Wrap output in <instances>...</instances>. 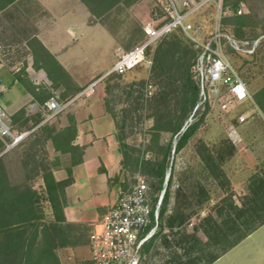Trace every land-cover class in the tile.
Wrapping results in <instances>:
<instances>
[{
  "label": "rangeland",
  "instance_id": "obj_1",
  "mask_svg": "<svg viewBox=\"0 0 264 264\" xmlns=\"http://www.w3.org/2000/svg\"><path fill=\"white\" fill-rule=\"evenodd\" d=\"M220 1L209 0L192 14V23L202 25V36H209L214 28ZM241 1L246 4V11L243 14H252L253 19L261 24V20L264 19V0H223L226 11L222 18L223 27L238 40H248L250 44H255V48H258L264 41V34L255 39L252 38V29L247 30L244 38H238L234 34L232 17L236 13V5ZM155 11L160 13L157 0H135L131 4L123 2L99 18L93 17L90 12L89 26L82 30L84 34H80L74 41L69 34L61 33L62 39L69 43L66 55L74 57V64L79 65L76 71H79L81 76L96 70L98 74L90 82L79 87L74 97L67 92L41 89L43 90L39 95L41 101L47 99L48 97H44L49 94V98L55 96L59 101L69 102V104L63 112L50 120L44 119L40 124L46 123L49 126L60 127L69 119L71 109L81 96L89 98V94L97 95V91L103 86L106 92L104 97L106 108L116 119L120 146L125 144L124 150L127 153L124 157L123 190L130 189L139 175L144 176L150 187V203L152 204L161 191L168 186L167 173L163 188H158L156 178L144 173L140 163L145 159L156 158L157 155L162 157L160 153L162 147L172 142L167 168V172L173 177L169 189L170 206L177 201L178 190H181L180 205L186 207L188 212H194L188 222V228L191 230L199 226L202 218L213 211L214 206L230 192L235 193L236 202H240L244 190L245 194L248 192L249 179L255 172L247 178L245 183H242V180L248 174L249 165L258 166V160L264 154V150L258 148V142L261 139L264 140V121L260 117L251 115L254 106H257L253 93L264 84V72L258 73V69L253 66L251 61L253 53H246L225 45L223 52L231 60L240 76L247 81L252 100L237 105L232 113L225 114L220 111L215 102L205 107L202 105L196 110L199 103L198 96L197 102L183 124L184 126L190 119L192 123L198 121L197 130L184 147L175 151L180 131L176 133L165 129L159 131L156 126H168L170 117L174 122L177 120V116L182 111L184 95L179 81L168 89L165 86L167 77L154 72V57L158 44L149 50L146 60L134 70L124 75L110 73L118 57L144 39V24L154 16ZM52 23L48 10L40 0H17L9 7L0 9V68L3 72L18 74L21 78H25L28 61L34 64L36 55L32 38L37 37V34L50 27ZM259 29L261 25L258 26ZM56 30L63 31L61 24L56 26ZM169 38L180 41V54H187V59L190 64L192 63L191 72L196 81L194 64L198 49L189 34L178 29L170 34ZM80 55L83 59L82 57L77 59ZM48 63L52 65L49 61ZM10 81L8 79L5 82L8 88L12 87L10 91L0 85V105L13 118L11 120L13 132L18 134L19 130L29 129L32 126L36 129L40 125H36L37 110L29 108L27 113L13 117L24 105L16 102L13 93L17 87L12 86ZM165 90L170 92L166 104H161L158 100ZM239 115H246L247 120L241 122ZM229 123L237 125L245 139L247 150L240 149L229 139L226 132ZM35 133L36 135L24 137L17 145L11 147L12 149L9 148L10 150L7 149V145L11 143V138L0 136V157H3L9 175L15 180L22 179L28 174L23 166V159L28 157L27 151H30L32 145V150L37 153V159L45 158L49 167L58 169L69 165L67 154L53 151L52 141L45 140L41 131L38 133L36 130ZM156 137H158L157 140ZM231 145L234 146V150ZM206 148L212 149L214 154V160L210 159L209 163L205 159L208 157ZM219 148H223V157H220L217 152ZM29 174L33 176L31 182L41 190L44 186L42 177ZM234 182L241 185L236 188ZM194 185L199 194L197 198L203 200L201 207L197 205L196 199L190 204L187 197L184 198V195L191 193ZM47 215L48 217L51 215L49 207H47ZM200 234L204 240L207 239L202 232ZM160 240V238L155 240V244L149 251L141 252L138 264H165L168 252L162 247ZM233 263L230 257H225L216 264ZM90 264H94L93 261H90Z\"/></svg>",
  "mask_w": 264,
  "mask_h": 264
},
{
  "label": "trees",
  "instance_id": "obj_2",
  "mask_svg": "<svg viewBox=\"0 0 264 264\" xmlns=\"http://www.w3.org/2000/svg\"><path fill=\"white\" fill-rule=\"evenodd\" d=\"M15 1L17 0H0V9L9 7ZM81 1L87 6L93 17L99 18L115 6L123 2L131 4L135 0ZM232 24L234 34L238 38H244L248 29H252V38L254 39L264 34V19L259 24L253 19L252 14L235 13L232 17ZM259 25H261L260 31L258 30ZM175 31L157 43L154 57V72L167 77L168 80H165L166 88L169 89L178 81L182 86L184 102L181 114L177 116L175 122L170 117L167 122L168 126H156L159 131L165 129L173 133L181 130L199 96V86L191 72L192 63L190 64L187 59V54H180V41L169 38V35ZM32 44L36 50L34 66L39 67L41 60L37 49L41 48L45 52H49L36 36L32 38ZM49 56L54 58L50 53ZM252 57L251 61L253 66L258 69V73L264 72V41L260 47L255 48ZM19 78L18 74L3 72V69L0 68V84L6 85L5 82L10 79L12 86L17 85ZM32 91L35 92L34 89ZM169 92V90H165L164 94H160L158 102L166 104ZM47 97L49 98V94L44 98ZM253 99L255 104L264 112V84L255 90ZM43 102L44 100L41 101V104ZM160 103L158 105L161 107ZM23 113H27L25 106L17 111L13 117L16 118ZM36 115L38 117L37 125L45 119V113L40 110L36 112ZM161 116L163 117L162 114ZM160 119L162 118L160 117ZM11 120H13L12 117ZM198 124L196 121L187 127L178 138L175 151L187 144L196 132ZM33 127L19 130L18 133L30 131L28 137L36 135V130L38 133L41 131L45 140L49 139L53 142L55 152L64 155L71 153V163L66 166L68 177L62 180L56 179L55 169L48 166L45 158L37 159V153L32 150L33 145L30 151H27L28 157L23 159V166L28 174L22 179L11 178L3 157H0V264H62L58 250L75 242L74 236L77 226L67 221L64 206L66 204V187L73 182L72 165L75 163V156L78 152L76 147L71 144L77 133L76 119L70 115L69 125L60 129L46 123L40 124L36 129ZM155 139L157 140L158 137ZM124 147L125 144H121V150L125 157L127 153H125ZM231 148L232 150L235 149L233 145ZM206 150L208 157L205 156V159L209 163L210 159L213 158L214 160V154H212V149L206 148ZM171 151L172 142H169L162 147L160 152L162 157L157 155L156 158L145 159L140 163L144 173L156 178L158 188H163ZM217 152L220 157H223V148H219ZM29 173L42 177L44 186L41 190L37 189L31 182L33 176ZM172 180L173 177L170 176L159 211L158 230L144 243L141 250V252L149 251L155 244V240L160 238L162 247L168 252L165 264H212L264 224V165L251 175L248 192L242 196L240 202H236L235 193L230 192L214 206L213 211L202 218L199 226H195L191 230L188 228V222L194 212H188L186 207L180 205L181 190H178L177 201L170 206L169 189ZM195 185L191 193L184 195V198L187 197L190 204L196 199L197 205L201 207L203 200L197 198L199 194L196 186L198 185ZM156 200L155 198L152 203L153 206H155ZM45 203H48V206ZM47 207L51 209L50 217L47 215ZM200 232L206 235V240L202 238Z\"/></svg>",
  "mask_w": 264,
  "mask_h": 264
},
{
  "label": "crops",
  "instance_id": "obj_3",
  "mask_svg": "<svg viewBox=\"0 0 264 264\" xmlns=\"http://www.w3.org/2000/svg\"><path fill=\"white\" fill-rule=\"evenodd\" d=\"M40 2L48 10L53 23L37 34V38L54 58L43 49H37L41 60L39 67L28 61L25 68L26 77H20L17 85H13L17 87L13 93L16 102L24 105L27 110L30 108L37 111L42 110L39 96L41 89L67 92L74 97L79 87L90 82L98 74L96 70L81 76V73L76 71L79 65L74 64V57L66 55L69 43L62 39L61 34H69L73 41L80 34H84V31L83 33L81 31L89 26L90 11L87 6L81 0ZM60 24L63 31L56 30V26ZM81 57L77 56V59ZM0 85L9 91L12 88L2 83ZM90 95L92 94H89V98L81 96L70 114L77 122V133L71 144L78 152L72 165L73 182L66 187L64 213L67 221L77 226V231L74 236L75 242L58 250L62 264H90L92 261L89 247L90 232L94 228H100L103 215L116 203L123 190L124 155L116 119L106 108L104 101L106 92L103 86L99 88L97 95ZM68 125L69 119L57 129ZM51 143L55 151L54 144ZM258 146L260 150H264L263 139L258 142ZM70 154L67 153L69 164ZM263 165L264 154L258 160V166L249 165L248 174L244 176L242 183ZM54 175L58 180L67 178L66 167L55 169ZM234 185L238 188L241 183L234 182ZM225 257H230L233 264H264V224L212 264L219 263Z\"/></svg>",
  "mask_w": 264,
  "mask_h": 264
},
{
  "label": "built area",
  "instance_id": "obj_4",
  "mask_svg": "<svg viewBox=\"0 0 264 264\" xmlns=\"http://www.w3.org/2000/svg\"><path fill=\"white\" fill-rule=\"evenodd\" d=\"M209 0H157L160 13L144 24V39L130 50L122 53L115 61L111 72L124 75L146 60L147 53L169 33L182 29L189 34L198 49L194 72L199 86L200 106L215 104L221 112L230 114L237 105L252 100L246 81L240 76L231 60L223 52L225 45H230L246 53H253L255 44L248 40H238L225 30L222 18L226 11L223 0L218 5L217 19L209 36H202V25L191 21L192 14L203 7ZM237 14L246 11L245 2L241 1L235 8ZM152 93V92H150ZM69 102H61L55 96L40 104L45 111V120L63 112ZM264 121V112L254 106L251 114ZM239 120H247L246 115H239ZM192 119L186 121L180 137ZM229 139L240 149L247 150V144L235 123H229L226 128ZM30 131L14 133L10 115L0 106V136L10 137L11 148ZM170 173L167 172V181ZM166 188L159 194L155 206L150 203L149 185L144 176L139 175L136 183L128 190H122L119 198L103 215L100 228H94L89 235L91 259L94 264H138L144 243L149 240L159 224V211Z\"/></svg>",
  "mask_w": 264,
  "mask_h": 264
}]
</instances>
